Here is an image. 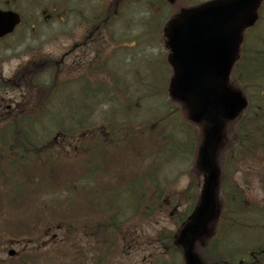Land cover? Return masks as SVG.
<instances>
[{
    "label": "rangeland",
    "instance_id": "rangeland-1",
    "mask_svg": "<svg viewBox=\"0 0 264 264\" xmlns=\"http://www.w3.org/2000/svg\"><path fill=\"white\" fill-rule=\"evenodd\" d=\"M152 1L141 0L138 7L142 6V11ZM206 1L208 0H186L181 4L186 3L188 6ZM112 3L113 0H0V6L10 5L12 9L20 13L24 21L12 36L0 42V86L4 88L0 90V102L3 105L12 106L13 111L10 116L17 112L16 103L20 100V92L23 88L20 85L22 81L17 78L16 73L26 65L28 67L29 63H34L33 60L40 54L52 59H61L67 53L69 46L71 47L73 39H77L85 33L87 18L99 16L100 11L103 13L112 6ZM125 3H127L126 0H120L121 5L118 8L119 14L121 13L119 19L121 27L112 25L110 34H119L126 28L128 29L127 25L135 27H132V29L134 28L132 32L126 29L131 36L145 34L148 30L154 29L152 24L139 26L134 17H129L128 14L122 15V11L120 12L122 7L130 5L125 6ZM169 10L170 8L164 11V16L169 14ZM128 11L134 14L132 10ZM135 15L139 14L135 13ZM124 17L131 19L126 23V26L122 20ZM261 17L263 21L260 20L259 26L264 31V9ZM258 27L249 34V38L247 37L250 44L257 41L254 33ZM125 41L130 43L128 40ZM247 41L246 45H249ZM161 51L163 48L151 45L141 50L138 48V51H133V55L153 54L148 57V60L153 62L156 60V54ZM89 56L87 55L85 61L89 59ZM125 57H128L126 53L124 59H120V61H127ZM72 59L74 60L72 54L64 59V68L67 69L64 71V80L79 74L77 72L76 75H72L71 71L73 70L71 69L74 66H68ZM146 63L149 65V62L146 61ZM156 65L157 63L152 65L153 69ZM121 66L116 65L115 67ZM131 66V64L122 66V70H124L122 73L126 75V78L124 75L120 78L122 81H128L130 97L124 95L123 97L130 100L134 96L135 101L132 105L129 103L128 106H121L119 101L110 95L105 99L102 97L103 106L93 111L91 127L94 128L96 138L102 134L104 136L109 134L110 127L106 123L109 120L108 117L120 124L124 123L125 127L129 129L128 137H130L127 140L123 138L125 134L119 135L123 140H117L116 147H113L114 144L109 145V148L113 147L112 151L110 149H95L94 145L88 142L82 158L85 155V158L90 160L89 154L93 159L99 156V173L84 176L85 169L81 168L84 159L72 162L71 165L63 162L56 163V165H53L52 162L49 164L44 162L42 165H37L41 173L32 168L22 169L20 167L15 171V179L21 184L20 190L18 188L17 199L16 197L11 198L12 195L8 196L9 194L6 193H8L9 186L2 183L3 181L0 182V264L8 259L6 252L11 248L16 252L25 251L26 257L21 259L23 261L17 259L9 264H182L179 252H173L170 247L171 236H174L182 214L187 215L194 206L192 200L194 196H197L198 186L201 183V177L195 167L200 127L186 119L182 108L177 103H171L172 115L167 116L168 111H171V108L168 109V97L167 95L163 97L161 94H152L153 89L150 87L158 86L161 83L154 81L141 61L138 66L139 72L137 71V86L133 90L131 86L134 87V85L131 81L134 82V76L131 75L133 74ZM160 70L161 74L159 75L162 76L161 79L164 80L163 85H165L168 72L164 69ZM64 88L65 92L61 94V99L55 106L57 111H55V116H46L43 120L48 126H53L56 119L69 121L68 118L72 113L76 116L80 115L79 109L82 108L83 93L79 91L78 87ZM254 92L250 90V94L253 96L252 100L256 104L257 98L254 96ZM120 96L122 98V95ZM133 115L137 116L134 121L131 120ZM232 127V124L227 127V137L229 138L233 136ZM112 129L117 132L118 127L113 126ZM111 136L113 137V135ZM169 136H171V140L167 143ZM69 157L71 158V155ZM237 171L233 180L237 188L242 190L241 194L243 195L244 192L245 195L252 196L258 193L255 184L248 187L242 183L245 166L239 165L235 172ZM150 172L155 176L153 182L159 180L157 184L163 193L159 206L153 209L155 214L146 217L149 220L141 221V218L138 220L135 217L129 219L133 211L132 207H128L126 204L124 218L128 220L127 223H123V227L128 228V233L123 234L124 237L120 236L118 240L115 238V244L109 246L108 249L106 245L95 247L87 244L91 238L96 240V235L91 238L86 237L87 242H83L82 235L77 233L73 235L76 242L74 244L69 242L70 244L66 245L67 243H65L60 248L49 246L50 243L55 242L56 238V241L59 238H64L61 232L63 230H58L62 228L61 220L64 221L71 215L80 217L89 214V212L91 214V204L88 201L84 203V197L81 194V200L78 203L77 199L71 196L68 198L69 203L51 204L52 191H54L51 186L53 184L75 185L74 181L80 179L79 181H85V184L95 189V191L90 190L88 195L92 204L99 200L107 202L114 197L119 204H124V196H129V194L128 190L121 191L120 187L127 185L128 180L126 179L146 176ZM29 178H32L33 183L39 181V184L31 185ZM146 184L150 185V181H147ZM227 186L228 183L222 187L221 182L220 189L226 192ZM111 187L117 188L115 193L102 195ZM81 190V188L76 189V194ZM57 191L60 196H66V189ZM40 193L43 194L42 199H40ZM43 203L50 205L47 206ZM147 215L146 211L145 216ZM101 219L99 216L91 217L90 227H93V220L97 222ZM118 219L116 216L117 222ZM99 224H97V228ZM32 229H36V231L32 232ZM86 229L77 228L74 231L78 233L92 231L90 228ZM254 233L234 234L232 245H240V239H242V243H254L264 238V235L259 232L257 235L255 234L256 236ZM107 237L108 235L103 239L106 240ZM77 240L81 243L77 244ZM92 243L96 245L95 242ZM198 252L205 264H209L211 259L209 254L200 249ZM172 253H174L173 258Z\"/></svg>",
    "mask_w": 264,
    "mask_h": 264
},
{
    "label": "trees",
    "instance_id": "trees-1",
    "mask_svg": "<svg viewBox=\"0 0 264 264\" xmlns=\"http://www.w3.org/2000/svg\"><path fill=\"white\" fill-rule=\"evenodd\" d=\"M161 4L163 5L165 2L163 0L154 1V5L158 8L161 7ZM149 12L150 17H152L153 11L149 9ZM157 12V14H160L159 11ZM152 18L157 20V17ZM260 20L262 22L263 18L261 17ZM148 21V18H139L141 25H151V21L149 23ZM260 27L254 33L256 34L257 41L252 44L248 41L249 45L245 43L244 47H242V53L232 69L230 86L242 91L249 99L247 109L234 122L236 146L241 149L240 158L244 159L251 154L260 155V161L258 162L262 165V171L264 172V31ZM150 31L148 30L145 34L141 33L139 35L142 36L140 39L144 37L147 40L152 38V41L158 39L159 33L157 29L154 28L153 31ZM96 53H98L97 50ZM33 61L34 63H29L28 67L26 65L25 68L16 73L17 78H20L22 81L20 85L24 89V102L20 105L21 113L14 114L13 116H10L8 112L0 113V182L3 181L2 183L9 186L8 193L6 194H9L8 196L12 195L11 198L16 197V199L18 188H21V184L15 179V171L17 168H32L41 173L37 165H42L44 162L47 164L52 162L53 165H56V163L61 164L70 154L74 155L78 151L82 152L88 142H91L95 149H102L105 141H108L110 144H116L115 142L120 139V134H125L124 137L129 136V129L125 127L124 123L120 124L111 119V117H108L109 120L106 121L110 127L109 134L107 136L102 134L98 138L94 136L91 119L93 111L103 106V102L100 100L101 92H105L108 96H114L121 106H128L129 103L132 105L135 101L134 96L130 100L123 97V95L129 96L128 87L123 86V88L118 85L116 79L118 76H114L112 73L110 74L103 68L104 61L101 64L99 62L94 63L92 66L90 64L84 67L80 78L75 82L79 84L81 89L85 90L84 99L81 103L82 108L79 109L80 118L73 122L71 119L74 117H71V115L67 122L56 119L53 126H48V124L43 122L44 118L46 116H55V103L61 99V94L65 92L64 87L69 88L71 83L66 81L65 83L59 82V76H62L60 68L62 59H52L44 55H39ZM150 75H152L154 81L161 79V76L156 73H151ZM135 80L138 82L137 78ZM3 89V86H0V90ZM250 90L255 91L254 96L257 98L256 104L252 100L253 96L250 94ZM164 93H166L165 90L162 92L153 90L152 94L163 95ZM120 95H122V98ZM180 106L182 107V105ZM170 108L171 111H168L167 116L172 115L173 107ZM135 119H137V116L133 115L131 120L134 121ZM113 126L118 127L117 132L115 129H112ZM89 158L90 160L84 159L81 166V168L85 169L83 175L86 177L91 176L93 173L97 174L100 170L98 169L99 156L93 159L89 154ZM154 178L155 176L151 174L142 177L138 176L137 178L130 177L126 179L128 180L127 185L120 187L122 190H128L129 196L125 195L127 203L130 207H134L136 215L142 220L154 215L155 212L153 209L158 207L161 202L163 191L157 184L159 180L153 182ZM147 181H150V185L146 184ZM262 181H264V174ZM29 182H31V185L36 184L33 183L32 178H29ZM37 183L39 184V181ZM57 186L58 184H53L51 189H60ZM78 187L74 186L73 189H77ZM88 187L90 188V186ZM66 188L71 189L69 187ZM90 189L92 190L93 188L91 187ZM116 190L117 188H113L109 193H115ZM54 194L59 195L57 191L55 193L52 191V196ZM70 196L68 195L66 197ZM114 198H111L107 202L100 200L94 202V204L89 202L91 204V214L89 212V214L87 213L80 217L71 215V217H66L64 221L61 220L60 226L66 229H83L84 227L93 229L97 228V224L100 223L97 230L105 228L111 234H114L117 239L118 235L116 230L119 229L120 223L119 220L117 222L116 216L118 217L117 213L120 212L118 210L120 207L116 201H112ZM50 203L57 205L63 202L58 203L51 200ZM146 211L148 212L147 216H145ZM235 212V215L241 214L240 209ZM235 215L233 218L225 219L221 226L224 227L226 221V224H228L227 228H230L233 221L238 218ZM95 216H99L102 219L97 222L93 220V227H90V218ZM32 231H36V229H32ZM73 232L74 234L82 235V241L87 242L86 237L91 238L96 233H104L106 231ZM231 232L218 231L215 236L211 235L206 238L204 247L199 246L200 250H205L209 254L211 258L208 262L209 264H223L224 262L234 264L247 255L248 250H242L240 253L216 248L215 245H221L227 242ZM92 240L93 238L91 240L89 239V243ZM74 243H76L75 239ZM78 243L81 242L77 240ZM262 244L258 243V246L250 249L256 255V260L249 264H264V255H260V252L256 253Z\"/></svg>",
    "mask_w": 264,
    "mask_h": 264
},
{
    "label": "water",
    "instance_id": "water-1",
    "mask_svg": "<svg viewBox=\"0 0 264 264\" xmlns=\"http://www.w3.org/2000/svg\"><path fill=\"white\" fill-rule=\"evenodd\" d=\"M260 1L215 0L183 11L169 21L165 31L174 69L170 94L187 104L191 121L203 122L198 151L203 172L200 201L177 237L184 264H201L193 247L206 234L215 212V154L225 122L234 119L246 105L241 93L231 90L226 82L240 31L254 24ZM18 22L17 14L0 11V37L10 33Z\"/></svg>",
    "mask_w": 264,
    "mask_h": 264
},
{
    "label": "flooded vegetation",
    "instance_id": "flooded-vegetation-1",
    "mask_svg": "<svg viewBox=\"0 0 264 264\" xmlns=\"http://www.w3.org/2000/svg\"><path fill=\"white\" fill-rule=\"evenodd\" d=\"M253 177H254V173L248 170V174L246 175V178H247L246 182L248 184V187L251 181H254ZM263 184H264V181H263ZM256 208H259L260 210H262V212H264V196L261 197L260 203H258L253 209H256Z\"/></svg>",
    "mask_w": 264,
    "mask_h": 264
}]
</instances>
